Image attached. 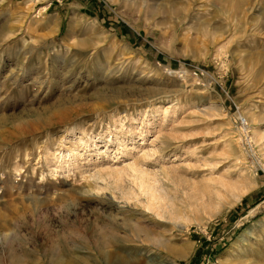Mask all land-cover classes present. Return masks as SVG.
<instances>
[{
	"label": "rangeland",
	"instance_id": "obj_1",
	"mask_svg": "<svg viewBox=\"0 0 264 264\" xmlns=\"http://www.w3.org/2000/svg\"><path fill=\"white\" fill-rule=\"evenodd\" d=\"M0 264H264V0H0Z\"/></svg>",
	"mask_w": 264,
	"mask_h": 264
},
{
	"label": "bare ground",
	"instance_id": "obj_2",
	"mask_svg": "<svg viewBox=\"0 0 264 264\" xmlns=\"http://www.w3.org/2000/svg\"><path fill=\"white\" fill-rule=\"evenodd\" d=\"M103 172L107 175L116 174V180L118 181L121 179L123 174L126 175V177L135 179L134 181L137 180L139 182V185H138L139 190L148 197L149 207H153L158 202L159 198L156 194L157 192L156 187L153 185H150L149 183H144L145 180L143 177L145 173L138 171L133 166L129 165L127 168H122V169L111 168L110 170H104Z\"/></svg>",
	"mask_w": 264,
	"mask_h": 264
},
{
	"label": "built area",
	"instance_id": "obj_3",
	"mask_svg": "<svg viewBox=\"0 0 264 264\" xmlns=\"http://www.w3.org/2000/svg\"><path fill=\"white\" fill-rule=\"evenodd\" d=\"M243 123V122H242Z\"/></svg>",
	"mask_w": 264,
	"mask_h": 264
}]
</instances>
